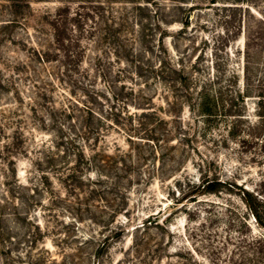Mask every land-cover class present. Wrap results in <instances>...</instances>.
<instances>
[{
    "label": "rangeland",
    "instance_id": "1",
    "mask_svg": "<svg viewBox=\"0 0 264 264\" xmlns=\"http://www.w3.org/2000/svg\"><path fill=\"white\" fill-rule=\"evenodd\" d=\"M164 63L188 76L174 112ZM87 90L166 118L157 155L109 129L131 165L75 179ZM0 264H264V0H0Z\"/></svg>",
    "mask_w": 264,
    "mask_h": 264
},
{
    "label": "trees",
    "instance_id": "2",
    "mask_svg": "<svg viewBox=\"0 0 264 264\" xmlns=\"http://www.w3.org/2000/svg\"><path fill=\"white\" fill-rule=\"evenodd\" d=\"M102 17V19L105 20V16ZM103 38L106 40L108 36L102 34L100 36V42L103 41ZM81 48L83 49L84 47ZM71 51L72 50L70 49V56H77L76 54L78 52L75 54L74 51ZM97 51L99 55L92 57L95 66L96 64L99 66L102 59L101 52H104V50L99 48ZM117 55L119 56L118 53ZM78 59L80 60L78 66L83 70L82 75H84L85 71L87 70L85 67H83L85 60L83 58ZM151 70L154 72V77L164 84L165 89L173 92V100L168 99L167 96H165V99L167 104H169V111L174 112L176 106L179 104V101H182L181 97L184 95L183 88H185L188 93H191L189 91V85L187 82V74L183 71V68L171 64L166 66L165 63L163 65L161 64L159 67L152 65ZM102 71H105V69L101 70L100 73ZM103 73L104 75L106 74V72ZM87 74H89V72H87ZM79 82L81 83V80H79ZM239 93L244 100L245 97L243 94H241L242 92ZM83 97H88V99H76V106L78 107L79 113L74 118L79 121V126L77 127L78 131L75 133L74 140H72L74 146L73 153L75 157V169L73 171V176L75 179L83 178L84 174H81V171L83 170H86V172L88 171L89 174L92 170H96L97 173H100V176L105 175L109 177L110 174L106 173L105 171H112L114 166L118 167V165H120V169L126 171L129 164L131 165V152H125L117 142H115V152H108L109 147H106L107 145L105 142L106 136L109 133V129H114L118 132L125 133L128 136L127 138L130 142H134L136 139V141L142 142L146 140L148 144L152 143V145L150 144L152 146L151 153L157 155L159 151L158 146L157 144L153 146V143H156L157 140L160 141L162 139L159 137L160 134H158V131L161 129V127L168 124V120L163 116H159L155 108L147 110L145 109L141 113L131 111L128 102H123V105L118 106L116 103V96H114V94H108V91L101 92L87 90V92L83 94ZM139 98L144 99V101L137 104L136 106L138 107H141L143 103L145 105H150L153 103L149 101V98H152L151 96L147 97V95L140 94ZM200 99L201 100L198 103V107L200 108L202 114L207 115V117L212 116L214 114V109L217 106V102L213 98L211 92L204 89ZM97 103L100 107H97ZM169 114L173 115L172 113ZM181 118V115L173 116V120H180ZM136 136L139 138H136ZM138 144L141 145L140 147L143 146L141 143ZM128 155H130L129 163H127L126 157ZM89 179L91 178L89 177ZM221 184L222 180H219L218 178H205L201 183L197 184L193 182L191 190L186 192L184 195L185 197L191 196L190 198L195 200V197L198 193L216 192L220 189ZM115 212H119V210L116 209ZM256 217L259 219L258 214H256ZM156 220L158 221V219ZM156 220L150 218L151 222ZM242 259L245 260V257Z\"/></svg>",
    "mask_w": 264,
    "mask_h": 264
}]
</instances>
